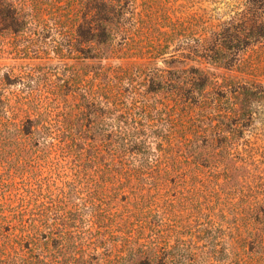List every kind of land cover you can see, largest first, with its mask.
Wrapping results in <instances>:
<instances>
[{
  "label": "rangeland",
  "instance_id": "1",
  "mask_svg": "<svg viewBox=\"0 0 264 264\" xmlns=\"http://www.w3.org/2000/svg\"><path fill=\"white\" fill-rule=\"evenodd\" d=\"M126 1L125 16L108 25L119 51L101 47L103 59L78 42L84 0H0L21 26L13 33L0 23V172L34 170L50 212L69 215L68 241L51 248L54 260L67 252L73 264H264V40L236 51L229 69L193 53L186 60L188 49H177L183 31L195 45L241 13L243 0ZM190 66L213 78L206 108L181 98ZM109 84L124 96L105 100ZM241 86L257 95L240 94ZM42 92L68 99L73 132L81 122L89 137L107 131L121 145L133 134L136 144L114 156L104 143L95 152L91 139L69 158L26 154L17 134L4 131V104L18 108ZM242 109L251 118L233 116ZM15 115L18 122L24 113Z\"/></svg>",
  "mask_w": 264,
  "mask_h": 264
},
{
  "label": "trees",
  "instance_id": "2",
  "mask_svg": "<svg viewBox=\"0 0 264 264\" xmlns=\"http://www.w3.org/2000/svg\"><path fill=\"white\" fill-rule=\"evenodd\" d=\"M113 1L84 0L86 9L84 19L87 25L84 30L80 27L77 33L79 43H88L87 53L91 52L90 58H108L107 54L100 56L101 47H109V52L112 55L119 51L118 47L115 46L114 31L109 29L108 25L118 13L125 16L127 12L124 11L125 7L122 5V0H116L117 4H114ZM123 1L126 6L129 5L128 1ZM118 6L120 9L115 13ZM242 6L241 13L221 21L213 28L211 27L209 32H206L207 28L203 26L202 29L208 36L197 40L195 45H188L187 38L189 36L184 30L182 38L177 40L181 43L177 49H188V54L183 52L182 57L186 60H192L194 58H191L190 55L193 53L196 58L208 64L229 69L237 59L236 51L261 43L264 40V0H243ZM0 23L4 25L5 29L13 33H17L21 28L15 12L1 6ZM167 48L168 45H165L164 54H167L165 52ZM186 71L188 75L184 80L183 88H181V98L187 103L198 104L206 108V103L210 101V97L205 88L213 81L210 72L199 70L193 66H190ZM169 81H164V84L170 85ZM239 89L240 92L242 91L240 94L245 96L257 95L244 86ZM235 92L236 90L232 93ZM93 93L86 94V103L94 104L96 96ZM48 95L42 92L35 102L25 98L18 108L9 99L7 104H4L6 110L10 112V116L4 125V131L8 134H17L21 147L26 154H36L37 156L42 154L45 160L50 161L51 154L60 151L63 158H69V152L76 149L80 150L81 146L84 148V146L89 145L91 139V145L94 146L95 152L100 153V143H104L107 146L111 145L110 150L114 156V151L119 147L129 149L136 144V137L133 134H127L125 138L121 137V145H116V141L113 139L114 135L107 131H96L93 132L94 137H89L88 135H91L89 134L90 129L84 130L81 122L78 125L79 130L73 132L69 127L67 108L65 109L66 106H69L68 99L62 98L63 103H61L56 98V92L51 97ZM62 95L65 96L66 93L63 92ZM236 95L238 94H232V97L238 98ZM102 96L105 97V100H115L124 94L119 90H114L109 84L105 86ZM16 97L18 98L17 95ZM61 109L64 110L60 111ZM248 110L250 109H247V112ZM20 111L24 115L17 122L15 114H19ZM93 112L91 110L89 115ZM247 112H243L242 109V113L233 116H237L240 120L249 119L252 114ZM84 113L82 106L79 108L78 115L84 116ZM81 119L82 122L85 120L84 118ZM201 134L205 139L210 137L207 131L201 132ZM80 153L83 154V151ZM21 159L30 161L26 157ZM17 179H21L18 184L15 182ZM41 192V182L34 170L12 171L7 174L0 172V264H52L53 262L56 264H73L78 262L77 258L68 256L67 252L63 253L59 260H54L50 253L51 248L66 245L68 231L65 228L68 227L66 222L70 217L67 213L50 212V201L43 202L46 198ZM142 263L143 261H139L137 264Z\"/></svg>",
  "mask_w": 264,
  "mask_h": 264
}]
</instances>
